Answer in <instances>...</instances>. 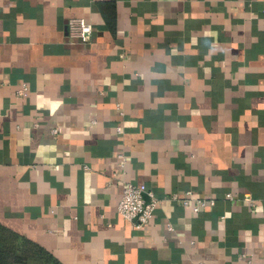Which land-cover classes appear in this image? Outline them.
Returning <instances> with one entry per match:
<instances>
[{
    "label": "crops",
    "instance_id": "0c3cea01",
    "mask_svg": "<svg viewBox=\"0 0 264 264\" xmlns=\"http://www.w3.org/2000/svg\"><path fill=\"white\" fill-rule=\"evenodd\" d=\"M0 225L61 264H264V0H0Z\"/></svg>",
    "mask_w": 264,
    "mask_h": 264
},
{
    "label": "built area",
    "instance_id": "2783aa9c",
    "mask_svg": "<svg viewBox=\"0 0 264 264\" xmlns=\"http://www.w3.org/2000/svg\"><path fill=\"white\" fill-rule=\"evenodd\" d=\"M91 31V25L85 22L82 18L71 21L68 28L70 36L81 39L86 38ZM26 92V84H23L21 88L16 90L18 95H25ZM116 130L120 132L121 127L117 126ZM56 132L57 129L53 128L52 133ZM120 157L122 158V155H120ZM190 195L191 191H187L186 196L182 200V204L191 207L192 211L195 213L203 210L207 205L214 204V199L212 198H198L196 202L192 204L190 201ZM145 196H147V199ZM226 196L231 200L237 199L231 193H227ZM242 200H248V198H243ZM157 203L158 200L155 194L152 191L147 190L145 184L128 182L122 187L121 196L117 203L116 210L124 220L132 222L135 228H142L152 219ZM223 217L224 216H221V218ZM168 228L171 229L170 225H168ZM241 256L245 257L248 263L251 262L246 254H242Z\"/></svg>",
    "mask_w": 264,
    "mask_h": 264
},
{
    "label": "trees",
    "instance_id": "16d2710c",
    "mask_svg": "<svg viewBox=\"0 0 264 264\" xmlns=\"http://www.w3.org/2000/svg\"><path fill=\"white\" fill-rule=\"evenodd\" d=\"M0 264H61L37 243L0 225Z\"/></svg>",
    "mask_w": 264,
    "mask_h": 264
}]
</instances>
